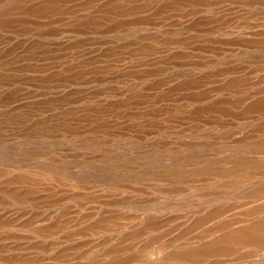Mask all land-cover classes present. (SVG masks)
Masks as SVG:
<instances>
[{
    "label": "rangeland",
    "instance_id": "obj_1",
    "mask_svg": "<svg viewBox=\"0 0 264 264\" xmlns=\"http://www.w3.org/2000/svg\"><path fill=\"white\" fill-rule=\"evenodd\" d=\"M0 264H264V0H0Z\"/></svg>",
    "mask_w": 264,
    "mask_h": 264
}]
</instances>
